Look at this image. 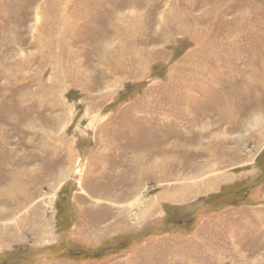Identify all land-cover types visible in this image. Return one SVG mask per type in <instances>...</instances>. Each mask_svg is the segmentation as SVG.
Instances as JSON below:
<instances>
[{
  "label": "rangeland",
  "instance_id": "1",
  "mask_svg": "<svg viewBox=\"0 0 264 264\" xmlns=\"http://www.w3.org/2000/svg\"><path fill=\"white\" fill-rule=\"evenodd\" d=\"M0 264H264V0H0Z\"/></svg>",
  "mask_w": 264,
  "mask_h": 264
}]
</instances>
